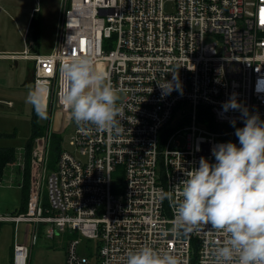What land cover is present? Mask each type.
<instances>
[{"label":"built area","instance_id":"obj_1","mask_svg":"<svg viewBox=\"0 0 264 264\" xmlns=\"http://www.w3.org/2000/svg\"><path fill=\"white\" fill-rule=\"evenodd\" d=\"M28 29L25 47L0 51V59L32 61L34 88L45 89L47 112L60 119L34 138L24 210L0 212V224L11 223L14 235L19 223L28 227L21 241L14 237L12 262L27 264L39 235L62 232L73 234L64 264H125L126 253L143 245L182 264H214L226 235L210 225L173 233L174 208L156 190L176 192L200 157L211 163L214 146H239L241 112L222 107L230 98L264 121V0H60L55 44L45 54L31 49ZM80 56L94 57L119 90L122 130L84 134L70 113L69 147L60 145L49 168L50 135H61L70 112L62 102V65ZM165 80L178 90L162 95L158 83ZM199 108L212 126L200 122ZM177 110L181 126L166 132ZM181 134L184 147L175 140ZM25 162L22 151L15 164L23 172ZM81 239L95 244L79 249Z\"/></svg>","mask_w":264,"mask_h":264},{"label":"clouds","instance_id":"obj_2","mask_svg":"<svg viewBox=\"0 0 264 264\" xmlns=\"http://www.w3.org/2000/svg\"><path fill=\"white\" fill-rule=\"evenodd\" d=\"M65 76L63 104L70 110L78 131L119 133L123 119L117 102L119 90L106 71L95 68V59L80 56L62 65ZM173 79L177 77L174 75ZM162 95L178 90L171 81L158 83ZM26 103L37 116L47 118L43 88L30 89ZM224 112L239 110L243 127L235 129L239 146L231 141L211 149L214 162L200 157L199 166L186 170L176 192L157 189L161 201L174 208L173 233L190 232L200 225L223 232L227 239L213 253L214 264H264V121L249 114L236 99ZM120 117V119H118ZM235 127V120L231 121ZM125 264H182L171 253L143 245L126 253Z\"/></svg>","mask_w":264,"mask_h":264},{"label":"rangeland","instance_id":"obj_3","mask_svg":"<svg viewBox=\"0 0 264 264\" xmlns=\"http://www.w3.org/2000/svg\"><path fill=\"white\" fill-rule=\"evenodd\" d=\"M60 0H0V51L18 52L25 47L23 31L34 11L39 17V36L34 49L39 53H48L55 44L56 21ZM28 36L31 30H27ZM30 61V60H29ZM22 59H0V100L10 101L12 105L0 102V146H13L19 154L23 151L25 144L31 134V120L35 112L33 106L26 103V97L30 89L34 88L29 76V68L32 70V61ZM64 93V92H63ZM62 93V94H63ZM52 103V99H50ZM187 110V107H185ZM188 113V110H187ZM52 114H54L52 112ZM37 123H45L47 118L41 119L37 116ZM57 116V115H56ZM62 117L61 147L68 148L70 137L74 131V123L68 118ZM182 120L181 111L177 110L174 118L166 126L165 131H172L180 127ZM189 122H184L188 124ZM203 127L207 128L205 125ZM48 131L49 126H45ZM179 146L186 145L183 134L177 135ZM116 179L121 180L115 174ZM21 204V190L6 175L0 180V212L15 213ZM25 223H19L14 237L21 241L22 230ZM73 235V234H72ZM68 233L60 232L54 238H46L39 235L30 249L29 264H64ZM13 241V228L11 223L0 224V264H11V252ZM92 247L93 240L81 239L77 248Z\"/></svg>","mask_w":264,"mask_h":264},{"label":"trees","instance_id":"obj_4","mask_svg":"<svg viewBox=\"0 0 264 264\" xmlns=\"http://www.w3.org/2000/svg\"><path fill=\"white\" fill-rule=\"evenodd\" d=\"M39 17L36 14V11H34L29 19L28 22V26L31 30L32 33V38L34 40V44L37 45L38 43V36H39ZM34 47V46H33ZM201 108H199V112H198V117L200 122L208 124L209 126H212V122H211V115L209 114V112H207V110L205 111L204 116H201ZM50 113V111H49ZM45 126L41 125L40 123H37L36 121V115L35 112L33 113V117L31 120V134L25 144V147L23 148L24 154H25V159H26V163H28L29 161V155H30V151L33 145V141L34 138L37 137L38 135H42L45 131ZM50 146H49V165L48 167L51 168L54 165V161L55 158L57 156V153L60 150V142H61V135L58 133H51L50 135ZM15 158V148L13 146H0V179L2 177L3 174V170L5 165L7 164V162H10L12 160H14ZM211 162H214V158L212 159ZM24 184L23 187L21 189L22 192V198H23V204L19 207V211L24 210L25 208V202H26V196H27V191H28V168L26 165V172L24 175Z\"/></svg>","mask_w":264,"mask_h":264},{"label":"crops","instance_id":"obj_5","mask_svg":"<svg viewBox=\"0 0 264 264\" xmlns=\"http://www.w3.org/2000/svg\"><path fill=\"white\" fill-rule=\"evenodd\" d=\"M28 25V24H27ZM27 27V26H26ZM30 29V28H29ZM31 36H32V33H31ZM35 47H33V48H31L33 51H37V50H35L34 49ZM13 60H16V59H13ZM23 60V59H22ZM24 60H27V59H24ZM27 61H29V60H27ZM30 62V61H29ZM29 76H30V79H32V81H33V62H32V70L29 68ZM0 102H4L5 104H7V106L8 105H12L11 103L10 104H8L7 102L8 101H2V100H0ZM51 119V120H50ZM49 120H50V122H49ZM51 124H53L54 125V127H57L58 125H57V122H56V116H55V114H53V116H52V113H48V119H47V121L45 122V123H42L41 125H43V126H46V125H50L51 126ZM1 135V134H0ZM17 160H18V153L15 151V158H14V160H12V161H10V162H7V164L5 165V167H4V170H3V174H2V177L4 176V175H6L7 177H8V179L9 180H11L14 184H17L18 186H19V188H20V190L22 189V187H23V184H24V182H25V178H24V175H25V172H26V169L24 170V172L20 169V167L18 166V165H16L15 163L17 162ZM25 161V160H24ZM10 163H14V165L13 166H10ZM28 163H26L25 162V165H27ZM2 177H1V179H2ZM20 177L22 178L21 180V183H20ZM12 178V179H11ZM0 179V180H1ZM23 204V198H22V192H21V204H20V206ZM3 224V223H2ZM12 225V224H11ZM12 228H13V241H12V247H13V242H14V227H13V225H12ZM27 225L25 224L24 225V227H23V230H22V236L23 235H25V231L27 230ZM22 240V239H21ZM31 247H32V245H31ZM31 247H30V249H31ZM29 256H30V252H29ZM28 261H29V258H28ZM11 264H14L13 262H12V252H11ZM27 264H29L28 262H27Z\"/></svg>","mask_w":264,"mask_h":264},{"label":"water","instance_id":"obj_6","mask_svg":"<svg viewBox=\"0 0 264 264\" xmlns=\"http://www.w3.org/2000/svg\"><path fill=\"white\" fill-rule=\"evenodd\" d=\"M57 116H56V122H57V125L59 124V119H60V116H59V114H56Z\"/></svg>","mask_w":264,"mask_h":264},{"label":"bare ground","instance_id":"obj_7","mask_svg":"<svg viewBox=\"0 0 264 264\" xmlns=\"http://www.w3.org/2000/svg\"><path fill=\"white\" fill-rule=\"evenodd\" d=\"M44 104H45V89L43 90Z\"/></svg>","mask_w":264,"mask_h":264}]
</instances>
